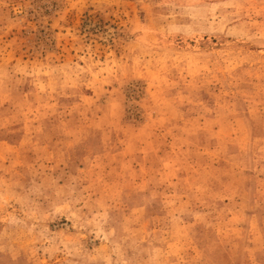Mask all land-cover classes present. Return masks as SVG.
<instances>
[{"label": "rangeland", "instance_id": "374dc122", "mask_svg": "<svg viewBox=\"0 0 264 264\" xmlns=\"http://www.w3.org/2000/svg\"><path fill=\"white\" fill-rule=\"evenodd\" d=\"M0 264H264V0H0Z\"/></svg>", "mask_w": 264, "mask_h": 264}]
</instances>
